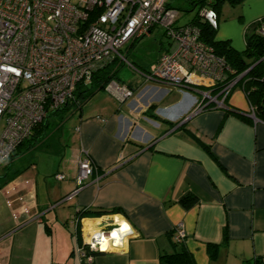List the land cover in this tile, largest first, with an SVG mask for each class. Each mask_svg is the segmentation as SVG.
Segmentation results:
<instances>
[{
    "label": "crops",
    "instance_id": "obj_1",
    "mask_svg": "<svg viewBox=\"0 0 264 264\" xmlns=\"http://www.w3.org/2000/svg\"><path fill=\"white\" fill-rule=\"evenodd\" d=\"M226 4L215 18V40L242 52L264 18V0ZM150 69H133L138 86L116 74L45 137L36 163L22 169L13 167L19 155L11 161L10 174L19 173L0 189V264H159L173 252L179 223L195 264H264V123L248 116L240 87L227 109L195 113V90L145 82L141 73ZM123 88L131 90L127 99ZM150 108L153 118L145 115ZM83 151L96 170L72 194ZM188 194L196 201L185 208L179 200ZM83 208H118L80 223L105 227L115 217L129 231L121 246L93 254L91 263L75 251V213Z\"/></svg>",
    "mask_w": 264,
    "mask_h": 264
},
{
    "label": "built area",
    "instance_id": "obj_2",
    "mask_svg": "<svg viewBox=\"0 0 264 264\" xmlns=\"http://www.w3.org/2000/svg\"><path fill=\"white\" fill-rule=\"evenodd\" d=\"M168 2L0 0V167L50 114L71 105L79 109L78 87L114 61L126 62L121 55L123 47L128 45L131 49L156 27L163 29L164 36L175 47L161 53L149 72L141 73L144 81L195 90L202 97L195 113L203 111L206 105L225 108L224 100L237 79L212 94L230 70L200 40L197 27L176 24L179 14L167 6ZM202 16L216 27L212 10H204ZM256 33L264 37V20L257 23ZM120 93L123 99L132 94L127 88ZM83 153L84 158L77 162L72 194L84 188L95 171L87 152ZM55 178L65 179L62 174H56ZM81 220L78 222H88L86 218ZM99 223L97 228L79 225L80 243L75 251L83 262L91 263L96 251L117 249L129 233L121 230L115 217L105 227L98 228ZM114 232L117 238L112 236ZM185 238L183 225L179 223L173 228V240L182 244ZM104 243L106 247L102 248Z\"/></svg>",
    "mask_w": 264,
    "mask_h": 264
},
{
    "label": "trees",
    "instance_id": "obj_3",
    "mask_svg": "<svg viewBox=\"0 0 264 264\" xmlns=\"http://www.w3.org/2000/svg\"><path fill=\"white\" fill-rule=\"evenodd\" d=\"M244 0H186L188 5L187 11L196 10L194 17L187 23L197 27L200 30V40L206 45L213 49L216 56L222 58L225 64L228 66L230 72L226 73V79L219 87L212 91L215 95L221 89L222 85L234 81L237 79L232 90L238 86L241 88L244 97L246 98L249 105V113H253V116L258 121L264 123V37H261L256 33L257 23L263 21L264 18H260L255 22L254 33L248 35L245 39V48L242 52L235 51L227 41H217L215 40L216 27L213 28L212 25L202 16V12L206 9H210L217 16L221 10V6L224 3L230 6H235L242 3ZM168 7H171V2H168ZM174 9V8H172ZM176 10V9H175ZM177 11V10H176ZM178 11L183 12L181 9ZM161 55V54H160ZM159 55V56H160ZM159 58V57H158ZM121 66V63L114 61L110 65L104 67L100 71L96 72L91 76V80L84 86L78 87L76 91V101L79 108L86 103L96 91L103 90L106 86L116 77V73ZM241 76V77H240ZM230 93L224 100L225 106ZM72 106V105H71ZM74 106V105H73ZM67 106L59 111L53 113V121L48 122L47 120L41 122L37 125L31 136L23 141L16 148L15 152L10 156L6 163L0 167V189L11 181L19 172L10 174L9 164L18 155L24 154L36 147L43 144L45 137L47 136V128L51 124L54 129L57 125L56 121L62 119V113L68 109ZM210 106L205 107L203 110L210 109ZM251 108V111H250ZM224 109V108H222ZM227 109V107H225ZM154 109L150 108L145 115L153 118L152 111ZM235 114V111H231ZM240 116V115H239ZM50 117V116H49ZM58 123V124H59ZM53 129V130H54ZM206 152L211 155L208 147L205 148ZM96 170V169H95ZM196 201V197L193 195L183 196L179 202L180 204L187 208L190 204ZM121 210L118 208H113L109 211L99 210L90 211L87 209H80L75 213V219L77 222L83 218H96L101 217L106 214H118ZM173 252L163 253L159 257V264H195L192 255L182 244H176L172 242Z\"/></svg>",
    "mask_w": 264,
    "mask_h": 264
},
{
    "label": "rangeland",
    "instance_id": "obj_4",
    "mask_svg": "<svg viewBox=\"0 0 264 264\" xmlns=\"http://www.w3.org/2000/svg\"><path fill=\"white\" fill-rule=\"evenodd\" d=\"M171 2V8H174L177 10L179 17L177 19L176 24L177 25H185L187 24L195 15L196 10L187 11L188 5L186 4V0H169ZM226 4V3H225ZM229 5V4H226ZM181 9L183 12L178 11ZM128 45L123 47L121 50V55L124 57L126 62L120 61L121 66L119 67L117 71V76L121 81H132L133 84L136 83V85H139V81H136L139 79L136 72L133 70L134 68H137L138 70H141V68H149L153 67V63L158 58V56L161 53L166 52L167 50L172 51L175 47L174 43L168 40L164 36V31L161 27L154 28L150 34L140 38L138 41L135 42L133 47L131 49L127 48ZM129 64H132L131 66ZM137 71V70H136ZM238 89V86H236L234 89ZM195 98L198 100H201L202 97L200 94H195ZM93 104V101L89 102L88 105L91 106ZM75 108L74 106L68 107L67 110H65L62 113V119L60 120L61 123H59V120H57V125H65L67 121H69L71 118H75ZM53 113L50 114V117L48 118V122L53 121ZM59 123V124H58ZM59 126V127H60ZM55 126L49 125L47 128V138H49L53 133V129ZM58 127V128H59ZM65 132V131H64ZM60 136V133H58V137ZM56 137V136H54ZM54 139V138H53ZM51 144V143H49ZM47 146H42L38 148H34L27 153L20 154L19 157L16 159V161L13 164L14 168H25L29 164L35 162L37 158H41L43 155V152H45V149ZM12 167V169H13ZM22 168V169H23Z\"/></svg>",
    "mask_w": 264,
    "mask_h": 264
},
{
    "label": "water",
    "instance_id": "obj_5",
    "mask_svg": "<svg viewBox=\"0 0 264 264\" xmlns=\"http://www.w3.org/2000/svg\"><path fill=\"white\" fill-rule=\"evenodd\" d=\"M206 106H208V105H206ZM248 116H249L250 118H252V119H255L254 116H252V115H248ZM187 120H188V118H185V120H183V121L180 123V125H181V124H184ZM108 252H112V250H110V251H103V252H98V251H96V252H94V254L108 253Z\"/></svg>",
    "mask_w": 264,
    "mask_h": 264
},
{
    "label": "bare ground",
    "instance_id": "obj_6",
    "mask_svg": "<svg viewBox=\"0 0 264 264\" xmlns=\"http://www.w3.org/2000/svg\"><path fill=\"white\" fill-rule=\"evenodd\" d=\"M121 223V230H124V229H126V225H124V223L123 222H120ZM112 236L113 237H115V238H117V235H116V233L114 232V233H112ZM106 247V244L104 243V244H102V248H105Z\"/></svg>",
    "mask_w": 264,
    "mask_h": 264
}]
</instances>
